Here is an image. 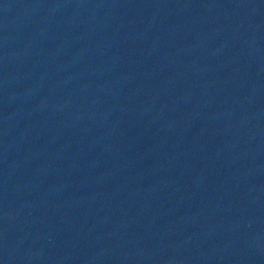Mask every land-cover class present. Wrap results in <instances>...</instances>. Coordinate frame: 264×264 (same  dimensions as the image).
Masks as SVG:
<instances>
[{"label": "water", "instance_id": "water-1", "mask_svg": "<svg viewBox=\"0 0 264 264\" xmlns=\"http://www.w3.org/2000/svg\"><path fill=\"white\" fill-rule=\"evenodd\" d=\"M0 264H264V0H0Z\"/></svg>", "mask_w": 264, "mask_h": 264}]
</instances>
